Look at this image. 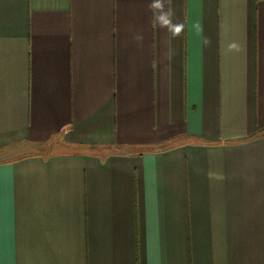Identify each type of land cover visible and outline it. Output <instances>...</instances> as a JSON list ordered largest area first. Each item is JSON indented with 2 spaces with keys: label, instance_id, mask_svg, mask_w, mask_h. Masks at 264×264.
I'll list each match as a JSON object with an SVG mask.
<instances>
[{
  "label": "crops",
  "instance_id": "0c3cea01",
  "mask_svg": "<svg viewBox=\"0 0 264 264\" xmlns=\"http://www.w3.org/2000/svg\"><path fill=\"white\" fill-rule=\"evenodd\" d=\"M149 2L0 0V264H264V0Z\"/></svg>",
  "mask_w": 264,
  "mask_h": 264
},
{
  "label": "clouds",
  "instance_id": "9594fccd",
  "mask_svg": "<svg viewBox=\"0 0 264 264\" xmlns=\"http://www.w3.org/2000/svg\"><path fill=\"white\" fill-rule=\"evenodd\" d=\"M171 3L172 0H150L148 9L153 14L155 25L161 29H167L172 38H177L182 34L184 24L182 22L173 21L174 11L170 7ZM166 5L169 6L166 7ZM133 39L142 42L143 35L137 34L133 37ZM230 47H235V45H231Z\"/></svg>",
  "mask_w": 264,
  "mask_h": 264
},
{
  "label": "rangeland",
  "instance_id": "374dc122",
  "mask_svg": "<svg viewBox=\"0 0 264 264\" xmlns=\"http://www.w3.org/2000/svg\"><path fill=\"white\" fill-rule=\"evenodd\" d=\"M28 149V148H27ZM26 149V150H27ZM20 154H22V152L21 151H19V152H16L15 154H14V156H18V155H20ZM13 156V155H12Z\"/></svg>",
  "mask_w": 264,
  "mask_h": 264
},
{
  "label": "trees",
  "instance_id": "16d2710c",
  "mask_svg": "<svg viewBox=\"0 0 264 264\" xmlns=\"http://www.w3.org/2000/svg\"><path fill=\"white\" fill-rule=\"evenodd\" d=\"M148 149H149V150H153V149H156V147H154V148H153V147H150V148H148Z\"/></svg>",
  "mask_w": 264,
  "mask_h": 264
}]
</instances>
